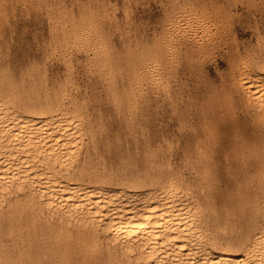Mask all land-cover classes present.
Segmentation results:
<instances>
[{
	"label": "rangeland",
	"instance_id": "obj_1",
	"mask_svg": "<svg viewBox=\"0 0 264 264\" xmlns=\"http://www.w3.org/2000/svg\"><path fill=\"white\" fill-rule=\"evenodd\" d=\"M262 3L0 0V101L22 114L75 108L84 138L64 180L138 193L154 178L178 179L199 210L204 245L240 254L264 223V108L237 84L243 66L264 56ZM180 115L189 131L180 132ZM169 133L175 148L162 144ZM186 149L206 152L208 167L186 164ZM15 210L12 222L0 210V264L102 259L84 253L77 226L58 214Z\"/></svg>",
	"mask_w": 264,
	"mask_h": 264
},
{
	"label": "bare ground",
	"instance_id": "obj_2",
	"mask_svg": "<svg viewBox=\"0 0 264 264\" xmlns=\"http://www.w3.org/2000/svg\"><path fill=\"white\" fill-rule=\"evenodd\" d=\"M240 72L239 89L262 110L264 98L257 90L264 89V56ZM77 113L75 108L59 113L29 108L22 114L0 101V210L7 209L10 222L19 205L38 204L77 226L84 253L101 256L97 264H264V223L246 235L240 254L218 251L217 241L204 245L199 210L178 179L154 178L138 193L64 180L71 163L66 161L77 156L73 153L83 142Z\"/></svg>",
	"mask_w": 264,
	"mask_h": 264
},
{
	"label": "snow or ice",
	"instance_id": "obj_3",
	"mask_svg": "<svg viewBox=\"0 0 264 264\" xmlns=\"http://www.w3.org/2000/svg\"><path fill=\"white\" fill-rule=\"evenodd\" d=\"M45 54L48 56L50 60H54L59 58V51L57 50L55 53L49 52L47 49L44 50ZM40 57L37 56V61H39ZM39 65L34 64L33 65V70L37 68ZM77 73V69L73 68L71 65L68 66V73L66 74L68 76V79H72L71 74ZM79 77L80 79V87L83 88L84 84L87 82V77L85 73L81 70L79 71ZM246 86V85H245ZM258 95L261 98H264V89L262 90H257ZM250 99H256L257 95L254 93H249ZM87 103V100L85 101ZM101 122H103V117H101ZM180 132H186L189 131V128L187 126V122L184 118V115H180ZM192 128L195 129V131L198 133L199 128L193 124ZM177 133H169L166 135L164 141H162V144H171L173 148H175V139L177 138ZM184 162L186 164L195 165L199 164L202 168H207L208 167V155L206 152H201L199 155L192 153L190 149L185 150V156H184ZM111 231V229H109ZM6 264H27L25 261H18V260H9L6 262ZM33 264H41V262H33ZM52 264H70V262H65V261H53ZM83 264H90L88 261H84ZM194 264H199V261H195Z\"/></svg>",
	"mask_w": 264,
	"mask_h": 264
}]
</instances>
